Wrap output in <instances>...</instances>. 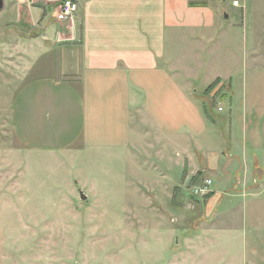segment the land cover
Wrapping results in <instances>:
<instances>
[{
    "label": "crops",
    "instance_id": "0c3cea01",
    "mask_svg": "<svg viewBox=\"0 0 264 264\" xmlns=\"http://www.w3.org/2000/svg\"><path fill=\"white\" fill-rule=\"evenodd\" d=\"M1 1L0 10L13 1L15 20L0 19V65L26 64L9 107L17 145L139 157L148 202H185L182 188L199 185L200 171L215 210L163 264H264V0H73L65 20L56 19L58 0ZM220 86L230 120L241 122L238 137L209 125L202 110L199 99L211 104ZM237 142L244 161L235 165L224 156L235 158ZM236 166L246 172L234 180ZM234 226L243 229L239 244Z\"/></svg>",
    "mask_w": 264,
    "mask_h": 264
},
{
    "label": "rangeland",
    "instance_id": "374dc122",
    "mask_svg": "<svg viewBox=\"0 0 264 264\" xmlns=\"http://www.w3.org/2000/svg\"><path fill=\"white\" fill-rule=\"evenodd\" d=\"M9 5L0 10L1 20H15ZM52 9L46 8L47 17ZM223 18L232 20L233 16ZM6 63L14 65L13 61ZM13 65H0V264H163L173 254L178 257L185 252L183 235L193 225L201 227L202 219L198 218L203 213L209 216L207 213L215 210L207 198L211 187L202 193L197 191L202 182L193 185L189 180L191 185L182 188L185 202L177 203L173 198L168 202H148L146 196L151 188L143 186L136 176L142 174L139 157L121 152H32L19 147L10 128L9 107L26 64ZM221 87L213 97L209 96L213 107L206 103L211 116L209 125L222 134L228 136L230 131L232 137H238L243 129L241 122L230 120L231 97H222L225 90ZM260 127L264 143V124ZM227 142L230 146L231 142ZM219 148L225 150L226 144ZM240 149L237 142L231 149L235 158L224 157L238 165L243 156L239 155ZM257 157L264 163V149ZM235 168L234 180L241 179L246 171ZM252 173L247 171L250 176ZM194 176L206 179L200 171ZM234 189L232 195L238 196L239 183ZM262 205L264 223V201ZM232 229L239 244L243 229ZM202 241L206 245V239ZM216 241L215 246L221 243ZM198 246L197 241L191 252L199 251Z\"/></svg>",
    "mask_w": 264,
    "mask_h": 264
},
{
    "label": "built area",
    "instance_id": "2783aa9c",
    "mask_svg": "<svg viewBox=\"0 0 264 264\" xmlns=\"http://www.w3.org/2000/svg\"><path fill=\"white\" fill-rule=\"evenodd\" d=\"M232 4L237 5V0H232ZM77 4L73 0H58V4L56 7V19L58 20H65L68 17L72 16L74 12L77 10ZM220 109V108H219ZM211 184V180L209 178H206L204 181H202L201 186H199L197 191L206 193L208 191V188Z\"/></svg>",
    "mask_w": 264,
    "mask_h": 264
},
{
    "label": "trees",
    "instance_id": "16d2710c",
    "mask_svg": "<svg viewBox=\"0 0 264 264\" xmlns=\"http://www.w3.org/2000/svg\"><path fill=\"white\" fill-rule=\"evenodd\" d=\"M219 82V79H216L214 82H212L207 88H206V90L204 91V94H208L216 85H217V83ZM210 105H212V104H210ZM202 110L204 111V113L209 117V107H208V105L206 104V103H204L203 104V106H202Z\"/></svg>",
    "mask_w": 264,
    "mask_h": 264
},
{
    "label": "water",
    "instance_id": "95a60500",
    "mask_svg": "<svg viewBox=\"0 0 264 264\" xmlns=\"http://www.w3.org/2000/svg\"><path fill=\"white\" fill-rule=\"evenodd\" d=\"M1 6H2V1L0 0V8ZM85 197H86L85 194L82 191H80V198L84 199Z\"/></svg>",
    "mask_w": 264,
    "mask_h": 264
}]
</instances>
